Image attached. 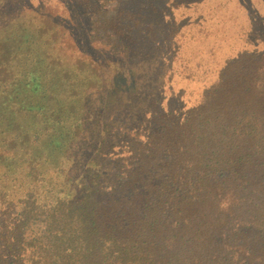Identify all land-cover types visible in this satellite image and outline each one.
<instances>
[{
  "label": "trees",
  "instance_id": "1",
  "mask_svg": "<svg viewBox=\"0 0 264 264\" xmlns=\"http://www.w3.org/2000/svg\"><path fill=\"white\" fill-rule=\"evenodd\" d=\"M10 1L0 264H264V50L235 33L249 1L195 0L190 37L167 21L171 33L145 40L27 0L30 15L8 14ZM120 92L131 118L115 127Z\"/></svg>",
  "mask_w": 264,
  "mask_h": 264
},
{
  "label": "rangeland",
  "instance_id": "2",
  "mask_svg": "<svg viewBox=\"0 0 264 264\" xmlns=\"http://www.w3.org/2000/svg\"><path fill=\"white\" fill-rule=\"evenodd\" d=\"M27 1H29V5H32L33 7H42L45 12L49 13L52 16L58 14L62 16H67L69 17V19H72L70 15L73 14L75 16L81 17V20H78L76 18L75 19L79 22L81 21L82 23H84L85 26H88L90 23L92 24V22L93 25H95L96 23L104 22L107 27L112 28V30L109 31L112 35H105V38H109L110 40L122 39L123 37L127 36L138 37L139 39L145 40L146 30H150L152 32L155 31V33L157 34L155 36L157 38L158 36L162 38L171 33L172 30H174L175 25L184 24L187 22L189 23V27L187 28V34L189 33V31L195 32V29L191 27V25L197 20L198 14H196L197 11L196 7L194 6L196 4H188L190 2H196L195 0H167L168 3L166 9V17H164V15L161 17L157 14V12L160 10V7H156V11L151 8L153 4L158 3L160 4L159 6L163 7V3L161 2V0H64L65 2L63 0ZM246 1H249L247 6L249 9L246 10V13L248 16L251 15L252 17H250V20L248 19L247 25L245 27H238L235 33L238 36H242L244 38V45L242 46L243 51H246L248 53L260 54L264 50V0ZM26 6L28 5H25V7ZM3 7L5 8L4 10L7 9L8 11H10V13L8 14H17V12H21L20 10H24V0H11L9 3L5 2ZM68 7L70 9H68ZM29 10L30 9H25L23 11L25 12L24 14L27 13V15H30L31 12ZM70 10L72 13L70 12ZM90 10H92L93 12ZM86 11L87 13H89L87 15L92 16L91 20H88L86 18ZM94 12L95 15H93ZM169 17L172 18L169 19ZM1 21L3 22L4 19H1ZM167 21H169V23H173L175 21V25L173 27H171V25L167 23L165 25L164 23ZM45 26L49 27L50 25L47 23L44 25V27ZM115 30L116 32L118 31V34H114ZM99 34L102 35V31H100ZM149 35H152V33H149ZM79 36L83 38L86 42L87 39L83 35V32ZM96 36L97 35H94L93 37ZM190 36L191 35L188 34V37ZM97 37L98 39H100L99 36ZM149 40H151V38H149ZM99 46V48H105L103 45ZM197 46L202 49V45L200 42H198ZM193 47L195 48L196 46ZM96 50L98 51L97 47ZM155 54L157 53H154V55L151 56V59L156 58ZM111 57L115 60L116 55H114L113 53L112 55H106L105 53V55H103V57L101 58L105 60L104 62H106V59L111 61ZM127 64L129 66L136 65L141 67L144 64V61L141 60L140 57H135L133 59L131 58L130 60H128ZM144 86L145 84H143V87ZM115 93H117V91ZM122 96H124L122 92L114 96V99L117 100V104L119 107H116V110H110L108 112L109 117L114 122L113 126L115 127L118 126L117 120L121 119V117L123 116L122 114H124V117L128 118L129 121L131 118L125 110V108L128 106V100H121ZM129 98H131L129 99V101L132 107L133 98ZM141 128H143V126Z\"/></svg>",
  "mask_w": 264,
  "mask_h": 264
}]
</instances>
